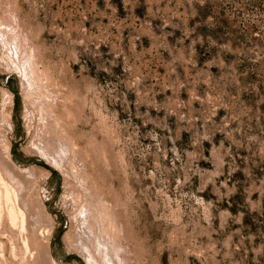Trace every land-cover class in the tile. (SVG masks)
<instances>
[{
    "label": "rangeland",
    "instance_id": "rangeland-1",
    "mask_svg": "<svg viewBox=\"0 0 264 264\" xmlns=\"http://www.w3.org/2000/svg\"><path fill=\"white\" fill-rule=\"evenodd\" d=\"M0 175V264H264V0H0Z\"/></svg>",
    "mask_w": 264,
    "mask_h": 264
},
{
    "label": "bare ground",
    "instance_id": "bare-ground-1",
    "mask_svg": "<svg viewBox=\"0 0 264 264\" xmlns=\"http://www.w3.org/2000/svg\"><path fill=\"white\" fill-rule=\"evenodd\" d=\"M47 118V117H46ZM48 120V119H47ZM49 121V120H48ZM51 121V120H50ZM53 121H55V120H53ZM52 121V122H53ZM47 122V121H46ZM49 123V122H48ZM48 123H46V124H48ZM51 126V125H50ZM49 128V127H48ZM51 129V128H50ZM51 131H52V129H51ZM44 132V131H43ZM57 132H59L58 130H57ZM56 133V132H55ZM60 133V132H59ZM63 134H65L64 132H63ZM66 135V134H65ZM61 136V135H60ZM52 137H53V135H52ZM58 137V136H57ZM66 137H68V136H66ZM51 138V137H50ZM49 138V139H50ZM52 139V138H51ZM58 139H56V141H57ZM46 141V140H45ZM62 140H60V142H61ZM42 142H44L43 140H42ZM49 142H51V140H49ZM48 142V140H47V143H49ZM54 143V142H53ZM58 144H59V140H58V142H57ZM66 143V142H65ZM52 144V143H51ZM56 144V143H55ZM54 144V145H55ZM64 144V143H63ZM39 145V144H38ZM35 146L36 148H39V150L42 152V153H44L45 154V156H46V158L51 162V163H54L55 165L56 164H63V162L64 161H66L64 158V161H62V163H60L59 161H58V159L57 158H53V159H51L52 157H54L56 154H54V156H52L50 159H49V155H50V153H49V155H48V153H47V150L45 151L42 147H39V146H42V145H39V146ZM67 145V144H66ZM43 146H44V144H43ZM61 146V145H60ZM45 147V146H44ZM48 148V147H47ZM51 148V147H50ZM49 148V149H50ZM64 148V150H65V147H63ZM53 151V149L51 148L50 149V152H52ZM61 150H59V152H60ZM63 152V151H62ZM61 152V153H62ZM54 153V152H53ZM58 153V152H57ZM60 153V154H61ZM63 155H64V153H63ZM63 155H60L61 157H63ZM66 155H68V154H66ZM51 156V155H50ZM57 156V155H56ZM64 157H66V156H64ZM60 158V157H59ZM63 159H61V160H63ZM5 160V159H4ZM3 160V161H4ZM8 159H6V161H7ZM60 160V159H59ZM5 161V162H6ZM9 162H11V161H9ZM9 162H6L7 164H9ZM13 163V162H12ZM12 163H10L8 166H9V168L7 167V169H9V173L8 174H11L12 175V177H10V179L12 180L11 182H13V181H16V178H22V176L23 177H25V175L24 174H28V171H30L31 170V168L29 169L28 167H26V168H21V167H18V166H16V164L14 165V164H12ZM60 165V166H61ZM64 165V164H63ZM63 165L61 166V167H63ZM58 166V165H57ZM65 168H66V166H65ZM6 169V170H7ZM22 172H23V175H22ZM30 173H31V171H30ZM30 175V174H29ZM4 176V175H3ZM28 176V175H27ZM0 177H1V175H0ZM6 177V176H5ZM15 178V180H14V178ZM8 178V177H7ZM6 178V179H7ZM1 179V178H0ZM3 179V178H2ZM5 179V178H4ZM21 180V182H23V179H20ZM17 181H18V183H19V179H17ZM1 182V181H0ZM14 184H15V182H13ZM2 184H3V182H2ZM23 184V183H22ZM4 185V184H3ZM16 185H18L17 183H16ZM14 186V185H13ZM20 186H22V185H20ZM25 186V185H24ZM24 186H22L23 188H24ZM4 187V186H3ZM5 197H6V199H7V201L9 202L11 199H12V192H11V190H10V188L8 187V185L7 184H5ZM22 189V188H21ZM1 192V191H0ZM18 192V191H17ZM3 194V196H4V193L2 192V193H0V195H2ZM15 194V193H14ZM18 194V193H17ZM16 194V195H17ZM20 195V194H19ZM4 197V198H5ZM17 198H18V195L16 196ZM1 198H2V196H1ZM1 198H0V200H1ZM96 199H98V198H96ZM96 199H95V201H96ZM15 200V199H14ZM14 200L12 199V201L14 202ZM87 200V199H86ZM93 200V199H92ZM17 201V200H16ZM98 202H99V200H97ZM2 202V201H1ZM7 202V203H8ZM12 202V203H13ZM82 202V201H81ZM92 202V201H91ZM90 202V203H91ZM93 202H94V200H93ZM6 203V204H7ZM80 203V202H79ZM86 203H87V201H86ZM97 202H95V203H93L94 205L96 204ZM2 204V203H1ZM10 204V203H9ZM7 205V207H8V214H7V217L9 218V220L11 221V223L12 224H15L16 223V221H17V217L20 215V214H22L23 216H22V220L23 221H25V219L26 218H24V216H25V214H24V212L25 211H23L22 209H17L15 206H14V204H10V205ZM16 204V203H15ZM84 204V203H83ZM80 205H82V204H80ZM97 205V204H96ZM95 205V206H96ZM1 206V205H0ZM5 206V205H4ZM85 206L87 207V204H85ZM82 207H84V206H82ZM82 207H81V210H82ZM89 208H90V206H88ZM91 207H94V206H91ZM1 208V207H0ZM79 208V207H78ZM88 208V209H89ZM95 208V207H94ZM2 209V208H1ZM91 209H93V208H91ZM95 209H93V211H94ZM18 211L20 212L19 214H18ZM84 211H85V209H84ZM90 211H92V210H90ZM89 211V213L87 212V210H86V212L88 213V214H86L85 216H87V215H89V217H90V213H92V215H96V214H93V211L92 212H90ZM82 212V211H81ZM99 212V211H98ZM96 213V212H95ZM2 213H1V210H0V215H1ZM85 214V213H84ZM76 215H77V213H76ZM83 215V214H82ZM42 216V214L40 215V217ZM44 216V215H43ZM84 216V215H83ZM96 216H98V215H96ZM76 217V216H75ZM88 217V216H87ZM42 218V217H41ZM41 218H40V220H41ZM91 218V217H90ZM90 218H83V221H82V224H84V226H82L83 228H81V229H83V232H80L81 233V235L80 236H82V234L83 235H85V236H87V238H92L91 237V234H93V235H97V233L100 231H98V229H95V228H98L99 226L97 225V223H95L96 224V226L97 227H93L92 226V224L94 223H92V219L90 220ZM96 217L94 216V219H95ZM44 219V218H43ZM77 219V218H76ZM79 220V219H78ZM22 221V222H23ZM93 221H95V220H93ZM23 224V223H22ZM26 224H27V222H26ZM25 223L23 224V226L22 227H24V225H26ZM99 224V223H98ZM49 226V225H48ZM47 227V226H46ZM40 228H41V226H40ZM43 228H45V226L43 227ZM99 229H101V228H99ZM47 230V229H46ZM97 230V231H96ZM45 231V230H44ZM80 231H82V230H80ZM97 232V233H96ZM44 233V232H43ZM100 233V232H99ZM101 233L103 234L102 236H104V233L101 231ZM46 234V233H45ZM49 234V233H48ZM97 237V239H98V241H97V243H98V247H97V249H96V251H93L92 250V247H90V242H84L83 241V238H79L78 239V241L76 242V247L78 248V249H80V251H81V253L87 258V260L89 261V263L91 262V264H94V263H97L98 262V253H99V255L101 256V258L103 259V260H106L107 261V263L108 264H124L123 262V260L120 258L121 257V255L119 254V251L117 250L118 248H116V243H114L115 244V247H113L112 246V244L111 243H109V241L107 240V239H103L100 235L99 236H96ZM27 239H28V237H27ZM103 239V240H102ZM108 242H107V241ZM111 241V240H110ZM28 241L26 240V242H25V244L27 243ZM34 243H35V241H34ZM33 243V244H34ZM28 244V243H27ZM26 244V245H27ZM30 244V243H29ZM111 244V245H110ZM30 245H32V244H30ZM37 245V244H36ZM46 245H48V244H46ZM45 245V246H46ZM29 246V245H28ZM34 246V245H33ZM36 246H34V248H35ZM119 247V246H118ZM38 248H40V247H38ZM43 248V247H42ZM47 248H48V246L45 248V251L47 250ZM43 250H41V252H42ZM45 251H43L44 253H46ZM33 252V251H32ZM35 252V251H34ZM33 252V253H34ZM39 252H37V254H38ZM41 254V253H39V255L41 254V255H43V256H41V257H44L46 254ZM36 254V253H35ZM36 254V255H37ZM47 255H48V257L46 256V259H47V261H49L50 263H52V264H56V261L52 258V255H51V253H50V251L48 250V253H47ZM40 257V256H39ZM40 257V258H41ZM49 258V259H48ZM44 258H42V261H44L43 260ZM40 260V259H39ZM41 261V260H40ZM39 261V262H40ZM46 261V260H45ZM43 262L44 264L45 263H47V261L46 262ZM48 262V263H49ZM42 263V264H43ZM49 263V264H50ZM57 264H59V263H57Z\"/></svg>",
    "mask_w": 264,
    "mask_h": 264
}]
</instances>
